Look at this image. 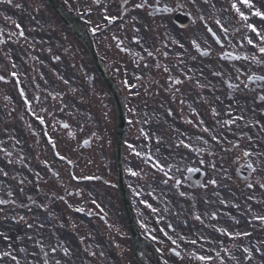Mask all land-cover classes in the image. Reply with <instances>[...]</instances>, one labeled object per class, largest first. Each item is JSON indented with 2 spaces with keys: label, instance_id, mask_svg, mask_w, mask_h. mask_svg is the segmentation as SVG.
<instances>
[{
  "label": "flooded vegetation",
  "instance_id": "1",
  "mask_svg": "<svg viewBox=\"0 0 264 264\" xmlns=\"http://www.w3.org/2000/svg\"><path fill=\"white\" fill-rule=\"evenodd\" d=\"M17 1L28 5L29 17L34 21L58 18L49 0ZM56 2L77 19L87 12V20L91 21L82 26L91 37L99 64L113 87V92L101 95L98 88L103 83L99 70L93 66L90 82L97 85L93 96L99 100L108 97L109 109L115 116L118 104L123 107L130 119L129 140L137 147L165 144L179 148L183 145L180 141L190 147L203 146V182L206 188L215 185L220 197V203L212 206L211 220L218 218L219 211L222 232L235 237L222 234L217 240L222 244L224 259L227 264H264V221L256 219L264 216V188L260 187L264 184V101L258 99L262 93H256L264 89V83L238 74L212 75L213 67L223 61L224 52L243 46L238 37L243 33L242 25L229 15L228 6L219 0ZM138 4L145 6L137 8ZM181 17L187 20V26L180 27L175 22ZM217 20L227 28V33L221 31ZM0 32L4 41L0 43L1 50L8 35ZM80 43L84 57L86 48ZM229 111L243 119L225 127L223 121L231 118ZM197 117L208 131L201 130L196 139L193 135H181L179 130L194 128L191 120ZM213 135L219 143L212 140ZM213 147L220 149L219 163L213 158L219 157ZM244 151L253 155L246 157ZM178 156L181 162L182 157ZM213 163L215 168L211 167ZM248 164L256 171L249 169ZM211 180L216 183L211 184ZM248 183L253 187L248 188ZM212 191L211 187L208 192ZM245 248L249 251L245 252Z\"/></svg>",
  "mask_w": 264,
  "mask_h": 264
},
{
  "label": "rangeland",
  "instance_id": "2",
  "mask_svg": "<svg viewBox=\"0 0 264 264\" xmlns=\"http://www.w3.org/2000/svg\"><path fill=\"white\" fill-rule=\"evenodd\" d=\"M0 5L3 8L0 10L12 13L13 8L7 6L6 3ZM16 16L23 24H21V29L24 32V37L20 38L16 34L19 40L13 54L15 58H19L21 72L19 71L18 75L23 83V88H25L24 91L40 94L44 99L45 93L54 92L57 98L48 99L49 104L51 102V108L59 123L67 121L70 132L69 130L64 132L58 124L57 129H52L56 147L51 149L46 146L42 132L34 126V119L44 113L40 114L36 107H31V112H24L22 110L23 100L18 99L16 86L13 82L6 76L5 80L10 82L0 83V95H4L0 98V157L3 159V166L0 165V194L8 192L10 199L15 197L12 203L16 206L5 205L3 207L0 205V253L8 248L9 239H5V237L15 242L16 236L22 235V230L27 229L26 225L32 223L35 228L32 231L31 242L25 253L22 254V261L17 259L18 264H29L27 254L36 256L33 264H57V262L60 264V261L64 264L69 259L60 248L58 249L56 243L44 240H42L43 243L37 242L36 226H40V222H45L54 228L58 224L59 228L61 226L59 222L66 225L69 222V226H72L75 231V239H80L78 254L84 258L85 263L138 264L132 256L133 244L131 237L128 236L129 231L123 219L117 192L115 115L109 109L108 97H103L99 101L93 96L94 93H97V85H90L88 81L93 73L92 64L88 59L82 57L79 42L63 27L61 29L60 21L55 17L43 18L44 20L37 23L32 22L24 12H16ZM29 24L35 29L30 31ZM0 30L14 32L2 18H0ZM38 31L40 32L38 33ZM66 34L69 45L67 58L58 61V52H48L46 49L49 46L55 49V45L59 48L60 44L62 49L66 48V44L59 38L61 35V39L64 40L63 37ZM37 36L44 41V45L42 42L41 45H37L36 42L34 44ZM7 54L10 55L11 51H8ZM259 59L264 60V57H259ZM245 64L251 66L250 62H245ZM226 65L228 64H216L213 71L219 69L224 71ZM14 72L16 73V67ZM100 88L98 89L103 96L106 89L102 84ZM13 102L15 107L19 105L16 109V112L19 113L17 116L15 112L13 114L6 113L2 109L3 103L10 106L13 105ZM19 120L25 125V131L17 125ZM17 133L21 136L22 144L16 141ZM191 133L194 134V132ZM68 135L70 136L68 137ZM85 139L90 140L88 149L82 146V141ZM31 142L35 144V149L31 147ZM56 150L64 158V161L58 160ZM215 151L219 157L213 158L219 163L220 149L216 148ZM176 152L171 145L165 144H151L146 148L125 146L123 160L127 174L126 183L131 200L135 199V194L140 192L161 211V213L151 214L143 207L139 208L134 205L136 214L141 215L142 222H140L143 223L144 229L157 237L156 244L162 253V263L198 264L194 263L188 254L177 259L171 252L172 249H175V244L172 243L174 230L176 232L181 224L174 218V200L176 199L178 202L181 198L178 195L179 188L184 194L195 191L190 188L189 183L186 184L183 172L175 171L177 168H183L181 165L186 164L183 160L179 163L178 155L181 156V154ZM136 153H140V155L138 156ZM201 155L204 159L206 158L203 151L199 156ZM148 156H151L153 160H148ZM18 157L22 158V165H18ZM194 159L198 160V157ZM152 161L159 162L169 176L180 177L182 182L178 185L181 186H177L175 180H169V185H164L165 178L159 179L158 175H155V172L150 168H155L148 164L149 162L154 164ZM132 172H136L137 175H132ZM34 175L39 178L37 179ZM75 177H83V180L77 182ZM218 181L220 180L218 179ZM162 187L163 189H161ZM211 187L217 190L215 185L205 187V190H211ZM130 190H134L132 195ZM32 191L33 193L29 194ZM71 191H79L80 198L76 192L71 196ZM153 196H157L161 202L156 204ZM5 198L8 199V196ZM30 200L33 204L28 205ZM131 202L132 204L136 203L135 200V203L133 200ZM179 202L183 203V207L189 208L190 202L187 199L179 200ZM97 203H99L98 206ZM23 204L28 205L27 209H22ZM73 207L83 208L84 215L79 216L77 211H71ZM99 207H106V212H100ZM167 213H172L171 223L163 220L161 216V214L167 215ZM101 216H105V219L102 220ZM39 218L44 221H39ZM115 218L116 224L114 223ZM169 228H172V231ZM94 229L101 233L105 232L107 235L97 236ZM100 237L106 242L105 245H100ZM181 243L183 245V242ZM52 248L56 249L55 252L52 251ZM147 252L146 262L154 264L153 253L149 247ZM45 253L47 256L44 255ZM17 262L12 259L7 261L0 257V264H17Z\"/></svg>",
  "mask_w": 264,
  "mask_h": 264
},
{
  "label": "bare ground",
  "instance_id": "3",
  "mask_svg": "<svg viewBox=\"0 0 264 264\" xmlns=\"http://www.w3.org/2000/svg\"><path fill=\"white\" fill-rule=\"evenodd\" d=\"M258 1L260 3L259 11L263 13L262 8L264 5V0H258ZM196 196L197 198L191 208L193 212L192 216H194L195 218L194 220L195 225L199 227V228H196V231L203 237L204 236L208 237V239L215 240V239L220 238L222 235V232H218L217 229L222 230L221 225L214 224L213 222L209 220V217H210L209 213H211L210 211L206 213V211L210 210L212 206L216 203L217 197H218L217 194H215V192H211L210 194H203V195L196 194ZM137 201L139 203H143V200L141 198L137 199ZM180 213L182 217H184V211L181 210ZM197 216L200 217L199 220L196 219ZM39 221H44V220L42 218H39ZM39 224L40 226H36V237H37L38 243H43L42 240H44L45 242L56 243L58 245L57 246L58 249L60 248L65 254V256L69 259V261L67 260V262L64 264H87L84 262V258L78 254V246H79L80 239L78 238L75 239L74 237L75 231L72 228V226H69V224L67 225L60 224L61 226L59 228L58 226L54 228L52 225L50 226L45 222H40ZM28 225H31V227H28ZM184 225L187 227L188 231H190V227L194 225V223H191V224L185 223ZM26 228H27L26 230H22V235L16 236L15 242L9 239V243L7 244V247H8L7 250L0 253L1 258H4L7 261L11 259V256H7V257L3 256L5 252H8V253H11V255L16 256V262L19 259H21L22 261V254L25 253L27 246H29L31 242L32 231L35 227H34V224L28 223L26 225ZM204 228L210 229V232L204 231L203 230ZM41 235L44 237H42ZM96 235L99 236L97 233ZM99 239H100L99 240L100 245L106 244V242L102 239V237H100ZM47 247L49 248V246ZM21 249H23V251H21ZM65 249H67V253L65 252ZM27 257H28L27 259H28L29 264H33V261L36 260V256L34 254H27ZM89 258L87 257L88 260ZM59 263L62 264L61 261ZM6 264H9V263H6Z\"/></svg>",
  "mask_w": 264,
  "mask_h": 264
},
{
  "label": "snow or ice",
  "instance_id": "4",
  "mask_svg": "<svg viewBox=\"0 0 264 264\" xmlns=\"http://www.w3.org/2000/svg\"><path fill=\"white\" fill-rule=\"evenodd\" d=\"M11 2H12V0H8V3H11ZM126 2H127V0H124V3H126ZM205 2H207V0H205ZM239 2H240V4H242V5H244V6L248 7V8H253V5H252V3L250 2V0H239ZM144 6H145L144 4H138V5H136L137 8H141V7H144ZM231 7H232V9H234V10L237 12V14L239 15V17H240L241 20H243V21H247V20H248V16L245 15V13H244L243 11L240 10V8L238 7L237 3H233V4L231 5ZM164 10L166 11L167 9H164ZM253 14H254L255 16H257V17H261L262 19H264V13H262V12H260V11H258V10L255 11ZM106 19L114 20V19H116V18H115V17H106ZM216 23H217V25L220 26V29H221L222 32L227 33V28H225V27L223 26V24H221V22H220L219 20H217ZM15 27H16L17 29H21V26H20L18 23L15 24ZM247 28H248L251 32L255 33L256 36L259 38V41H260L259 44H254L252 39H248V40H247V43H248L249 45H252L254 48H258L259 53L264 54V33H262L261 31H258L257 28H256L254 25L250 24V23L247 24ZM209 31H211V29H209ZM0 35H2V32H0ZM9 35H12V33H9ZM18 35L21 36V37L24 36V32H23L22 29L19 31ZM213 35H215V33H213ZM0 43H4L3 39H0ZM148 54H149V55H152L151 52H149ZM204 54L207 55V53H204ZM236 59H240V57H236ZM243 59H244V60H247L248 57H244ZM252 60L255 61V62H257V63H260V62H261L260 60H257L256 56H253V57H252ZM164 70H165V71H168L167 67H165ZM237 71H238V69H237ZM13 75H15V73H13ZM214 75L219 76V75H222V74L219 73V72H217V73H214ZM2 79H3V77H0V80H2ZM138 79H139V78H138ZM249 79H252V77L250 76ZM256 79L264 80V76L256 77ZM175 82H176L177 84L181 83V81H179V80H176ZM229 87H232V85H229ZM23 95H24V92L21 91V96H23ZM258 99L261 100V101H264V95L259 96ZM25 102L27 103V101H25ZM169 114H171V113H169ZM213 114H214V115H217V113L215 112V110H213ZM227 115H229L231 118L228 119V120H224V121H223V126H225V127H230L231 125L235 124L237 120H242V119H243L242 116H232L231 111H229V112L227 113ZM37 118L40 120V123H41V124L44 123V120H43L42 118H40V117H37ZM204 131L207 132L208 129L205 128ZM45 134L47 135V133H45ZM249 139H250V138H249ZM212 140L217 141V143H219V140L217 139V136H216V135H213V136H212ZM180 143H181V144H184V141H180ZM205 143H207V141H205ZM184 146H185V147H190V145H187V144H184ZM233 147H238V145H233ZM136 155L139 156L140 153H136ZM243 155L247 157V156H252L253 153L248 152V151H244V152H243ZM61 158L63 159V157H61ZM147 159H148V160H152V157H151V156H148ZM201 163H204V161H201ZM153 166H154V167H157V168H159L161 171H163V166L160 165L159 162H156ZM211 167L215 168V164L213 163V164L211 165ZM248 168L251 169L253 172L256 171V169L253 168L252 164H248ZM130 171H131V170H130ZM190 171H192V170L190 169ZM4 175H7V173H4ZM132 175H137V173H136V172H132ZM164 175H165V176H168V172H164ZM170 178H171V177H170ZM163 182H164L165 184H167V183H168V180H164ZM179 183H180L179 181H176V184H179ZM210 183H211V184H215L216 181H215V180H211ZM247 187H248V188H252L253 185H252L251 183H248V184H247ZM260 187H261V188H264V184H261ZM181 195H183V193H181ZM3 203H5V201H4V200H0V204H3ZM93 203H96V202L93 201ZM222 203H223V201H222ZM97 206H98V205H97ZM76 210H77V211H81V212L84 211L83 208H78V209H76ZM153 211H155V209H153ZM21 219H23V218L21 217ZM196 219L199 220L200 217L197 216ZM256 219H259V220H261V221H264V216H258V217H256ZM28 227H31V225H28ZM217 231H218V232H222V230H220V229H217ZM222 234H226V235H228V236H230V237H232V238H235V237H233V234H231V233H223V232H222ZM236 235H240V234H236ZM243 235H248V233H244ZM5 239H8V237H5ZM172 243L175 244L176 241L173 240ZM191 243L195 244L196 241L193 240V241H191ZM41 250L43 251V249H41ZM55 250H56L55 248H52V251H53V252H55ZM21 251H23V249H21ZM244 251H245V252H248L249 250H248L247 248H245ZM65 252L67 253V249H65ZM44 255L47 256V253H45ZM177 255H179V253H177ZM3 256H5V257H7V256H11V259H12L13 261H16V256H15V255H11V253L5 252V253L3 254ZM217 257H219V253L217 254ZM196 258H197L199 261L205 262V264H208V262L212 260V257H210V256H204V255L197 256ZM17 264H18V262H17ZM57 264H58V262H57Z\"/></svg>",
  "mask_w": 264,
  "mask_h": 264
},
{
  "label": "water",
  "instance_id": "5",
  "mask_svg": "<svg viewBox=\"0 0 264 264\" xmlns=\"http://www.w3.org/2000/svg\"><path fill=\"white\" fill-rule=\"evenodd\" d=\"M121 128H122V126L120 127V131H119V136H120V138L122 137V130H121ZM121 187H122V188H120V189H121L120 191H121V195L124 197V207H125V208H128V207H127V201H126V198H125V191L123 190L124 187H123L122 184H121ZM129 222H130V226H131V228H132V231H133L134 237L137 238L138 240H140V239H139L140 236H139V234H137V232H136V230H135V227H134L133 222H132V220H131V216H130V218H129Z\"/></svg>",
  "mask_w": 264,
  "mask_h": 264
}]
</instances>
